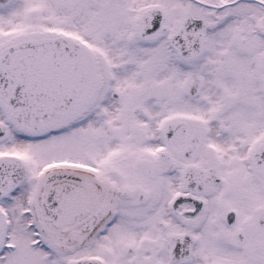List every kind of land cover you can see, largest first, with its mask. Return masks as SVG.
I'll return each mask as SVG.
<instances>
[{
    "label": "snow or ice",
    "instance_id": "6c2138e0",
    "mask_svg": "<svg viewBox=\"0 0 264 264\" xmlns=\"http://www.w3.org/2000/svg\"><path fill=\"white\" fill-rule=\"evenodd\" d=\"M0 264H264V0H0Z\"/></svg>",
    "mask_w": 264,
    "mask_h": 264
}]
</instances>
